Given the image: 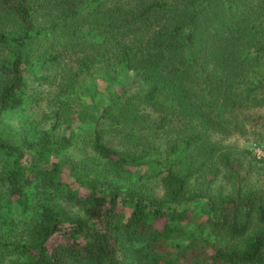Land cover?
<instances>
[{"label": "trees", "instance_id": "obj_1", "mask_svg": "<svg viewBox=\"0 0 264 264\" xmlns=\"http://www.w3.org/2000/svg\"><path fill=\"white\" fill-rule=\"evenodd\" d=\"M84 28L53 127L86 77L131 80L82 112L94 155L77 158L72 131L1 121ZM263 109L264 0H0V264H264V155L214 139L257 126L264 148Z\"/></svg>", "mask_w": 264, "mask_h": 264}, {"label": "rangeland", "instance_id": "obj_2", "mask_svg": "<svg viewBox=\"0 0 264 264\" xmlns=\"http://www.w3.org/2000/svg\"><path fill=\"white\" fill-rule=\"evenodd\" d=\"M83 31L85 33L80 37L77 45L69 51L67 50L63 62L46 69L44 67L34 70L31 69V72L26 73L22 103L18 107L3 114L1 121L2 127L7 131H19L30 137L40 135L44 131H53L56 133L62 131L63 128L66 131H72L76 135L77 148H73L71 152L77 158L94 155L90 148L94 121L91 122V117L85 116L82 112H89L91 114L94 105L101 104L103 94L106 90H116L120 84L131 80V73L127 77V75L125 76L123 73L117 72L115 74L116 76H111L108 79L99 72L94 73L90 77L84 75L87 78H85L86 85L76 86L72 90L61 94L59 97L60 101H64L70 106L69 109L71 112H69L68 124L60 122L59 127H53V124H56L53 109L59 105V103L56 104L54 96L58 92L57 86L59 79L62 78L63 68H67L70 71L73 65L70 60L76 57L75 52L81 53L83 49L84 51L87 50L89 47L85 46L96 39L93 32H89L86 28ZM66 64L67 66H65ZM87 87L91 88V90H88ZM262 111L264 112V109ZM254 128L258 127L254 126L250 128L247 125L244 127L245 131L237 132L223 138L214 137V139L223 145L246 147L254 156L260 158L264 155V148L262 142L257 139ZM59 192L57 190L32 188L29 190V196L31 198L40 197L43 200H52V202H60V204H63Z\"/></svg>", "mask_w": 264, "mask_h": 264}]
</instances>
